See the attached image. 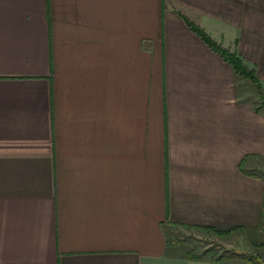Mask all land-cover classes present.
I'll return each instance as SVG.
<instances>
[{"label":"crops","instance_id":"0c3cea01","mask_svg":"<svg viewBox=\"0 0 264 264\" xmlns=\"http://www.w3.org/2000/svg\"><path fill=\"white\" fill-rule=\"evenodd\" d=\"M178 11L264 85V0H0V264H251L172 235L264 229V108Z\"/></svg>","mask_w":264,"mask_h":264},{"label":"rangeland","instance_id":"374dc122","mask_svg":"<svg viewBox=\"0 0 264 264\" xmlns=\"http://www.w3.org/2000/svg\"><path fill=\"white\" fill-rule=\"evenodd\" d=\"M256 103L261 108H264V105L260 103L258 96H256ZM262 167L261 172L264 174V161ZM172 235L178 243L188 246L189 248H187L189 250L191 249L195 254H201L208 249H213L216 252L221 251L226 256L231 255L235 257H244V253H249L260 255L261 259L258 263L264 264V229L261 232V237L258 238L257 243H247V240L241 238V235L234 238H228L229 235L221 236L216 233H205L202 230L190 229L182 226L175 228V232Z\"/></svg>","mask_w":264,"mask_h":264},{"label":"trees","instance_id":"16d2710c","mask_svg":"<svg viewBox=\"0 0 264 264\" xmlns=\"http://www.w3.org/2000/svg\"><path fill=\"white\" fill-rule=\"evenodd\" d=\"M178 13L186 20V22L191 26V28L207 44H209V46H211L215 51L220 53L233 66V68L239 75H241L242 77L248 80V82L255 89L256 95L260 99V103L264 105V85L260 81L259 77L257 76L255 69L250 68L244 62L242 56L237 51H232L231 49L223 46L221 43L213 39L212 36L206 32L205 29L195 24L188 17H186L181 11H178ZM201 229H204L206 231H212L221 236H228V235H231V233H233L237 228H232L230 230H220V229L211 228V227H201ZM192 254H194L193 257H206L209 254H211L214 257V259H217V260H223L229 257V256H226L224 253L218 254L213 249H208L201 254H195V253H192ZM243 256L251 264H262V263H258L259 260L261 259L260 255L244 253Z\"/></svg>","mask_w":264,"mask_h":264}]
</instances>
